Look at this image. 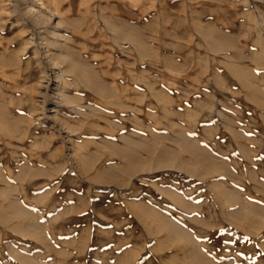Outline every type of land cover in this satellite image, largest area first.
Returning <instances> with one entry per match:
<instances>
[{
  "label": "rangeland",
  "instance_id": "rangeland-1",
  "mask_svg": "<svg viewBox=\"0 0 264 264\" xmlns=\"http://www.w3.org/2000/svg\"><path fill=\"white\" fill-rule=\"evenodd\" d=\"M0 264H264V0H0Z\"/></svg>",
  "mask_w": 264,
  "mask_h": 264
}]
</instances>
